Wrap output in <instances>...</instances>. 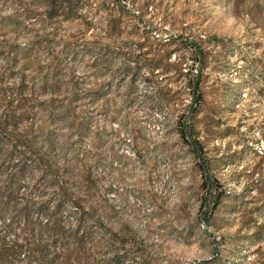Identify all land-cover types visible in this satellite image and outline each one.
Segmentation results:
<instances>
[{"label":"rangeland","instance_id":"1","mask_svg":"<svg viewBox=\"0 0 264 264\" xmlns=\"http://www.w3.org/2000/svg\"><path fill=\"white\" fill-rule=\"evenodd\" d=\"M15 144L0 264H264V0H0Z\"/></svg>","mask_w":264,"mask_h":264},{"label":"trees","instance_id":"2","mask_svg":"<svg viewBox=\"0 0 264 264\" xmlns=\"http://www.w3.org/2000/svg\"><path fill=\"white\" fill-rule=\"evenodd\" d=\"M192 85L194 87V97H195L196 104H199L202 101L203 96L200 92H198L199 90L198 80H195ZM73 126L78 130L79 134H82L85 129L83 124L76 122L75 120H73ZM186 134H187L186 131L183 130L182 136L185 137ZM17 140L21 141L20 138H17ZM49 146L53 147L52 142L49 143ZM194 149H195L196 154H198L199 156L200 169H201L202 177H203V185L204 187L210 188V185H212L213 180H212V177L210 176L208 162L203 157L204 148L200 141L197 140L195 142ZM27 153L28 151L25 148H20V151H18V145L16 144L13 145L12 148L10 149L8 158L12 159L13 156L18 155L19 159H18V162L14 163V166H11V171L6 172L4 174L5 177H4V180L2 181V186H1L2 192L0 193L1 198L8 200L20 190L21 180L25 176L26 172L28 171V160L26 157ZM31 161L38 169H41V171L43 172V178H49L55 187L64 186V185H61L62 181L59 180L58 178L59 176V174L57 173L58 171H55V170L52 171L51 170L52 165L48 163L45 159L34 156V159ZM63 193L66 194L65 192ZM217 193L218 194H217L213 209L218 207L219 203L221 202L222 197L224 196V191L223 190L220 191L219 188H217ZM63 202H64V198L59 200L58 205L60 206L61 204H63Z\"/></svg>","mask_w":264,"mask_h":264}]
</instances>
